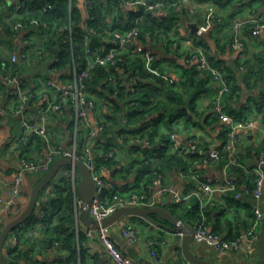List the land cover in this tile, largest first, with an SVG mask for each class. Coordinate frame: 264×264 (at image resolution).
Segmentation results:
<instances>
[{"label":"crops","instance_id":"1","mask_svg":"<svg viewBox=\"0 0 264 264\" xmlns=\"http://www.w3.org/2000/svg\"><path fill=\"white\" fill-rule=\"evenodd\" d=\"M26 1L0 0V35L4 41H11V46L5 45V43L0 44V57L7 59L4 63L9 61L11 65L18 68L15 76H12L10 70L2 69L0 72L1 195L6 194L22 158L44 162L49 157V149L44 140L32 133H24L21 125L22 119L37 117V103L40 101L29 103L20 114H17L15 110L16 101L12 96L14 85H10L6 78H15L31 92L41 88L46 78L60 83L66 79L65 70L53 72L55 67L51 64L54 62V57L47 52L42 51V57L37 53H33L31 59L27 61L22 59V54L27 50L25 42L30 37V31H34L33 29L30 30L26 26L20 28L15 24V26L13 25L15 33L7 38L6 28L15 18L17 5L22 2L26 3ZM143 1L148 3L177 1L179 26L177 33L173 32L171 34L170 41L200 36L202 43L209 46V51H217V58L222 60L223 67L229 69L227 71L228 77L231 78L230 76H232L235 79L236 82H234L237 87L234 91L230 89L223 99L225 112L227 115L235 116L238 120L253 124V127L245 128L238 133L240 136V163L246 169L251 170L262 161L264 174V112H261L256 104L259 99L261 101L264 93V59L262 58L264 56V30L257 37H253L250 31L251 27L256 28L259 24L264 26V0ZM214 1L218 5L214 4ZM72 6L81 12L83 25L86 20L84 1L73 0ZM122 7L127 11V9L137 10L143 6L138 3L134 7H129L122 3ZM113 11L107 23H112V19H119L118 8L113 7ZM156 14L159 17L166 16L167 7ZM31 22L34 23V21ZM236 23H243L241 34L246 43L243 51H235L232 47L236 36ZM192 26H197L199 32L202 31L201 34L198 35L199 32L193 33ZM168 41L169 39L167 41L159 40L158 42L147 39L145 42H140V44L146 52L154 55L156 62H160L166 80L171 84L175 83L179 91L184 92L181 77L183 67L189 64L186 49L182 52H176L172 48V44L170 47L164 45ZM200 45L202 46V44ZM56 53H58L57 50ZM15 57L16 60H14ZM259 69L262 71V79L256 77ZM127 77L128 79L133 78L126 76L125 83ZM224 80L229 86L226 77ZM130 82L131 80H128L125 85L129 86ZM247 85L255 88L249 89ZM220 87V82L209 79L207 91L198 96L194 104L196 114L192 116V120L185 121L184 118H179L171 130L162 125V135L167 137L169 141L170 134H175L180 145H187L190 140L195 139L205 153L211 154L214 150L222 153L223 145L227 140V123L216 117L212 109L213 99ZM122 106L126 108L124 102H122ZM103 115H107V110L104 108V104L100 102L99 110L95 116L100 117ZM90 118L93 121L95 119L94 114ZM46 127L53 146L69 149L75 141L79 144V133L82 132L79 131L76 134V117L70 107H66L60 114L49 115L46 119ZM36 137L40 138L41 142L37 141ZM119 142L121 146L115 149V158L111 161L110 166L101 167L100 176L106 181H112L118 187L127 189L137 185L143 187L149 181V177L139 175L140 164L137 163L145 156L130 149L133 146L131 141L129 142L131 144H122L123 141L120 140ZM156 144L159 148L161 147L160 138L156 140ZM142 146L147 149L151 148L148 141H143ZM148 154V157H152V150ZM107 160L109 161V159ZM223 161V159L219 160L210 156L208 163L199 161L195 166L201 177L210 178L215 185H223L227 179L236 180L237 191L242 193L239 199L236 198L237 191H215L206 194L198 183L191 179L182 178L183 171L179 168L168 169L162 175L172 187V190L167 195L158 196L154 207L167 209L177 222L172 220L162 221L159 215L158 221L137 215L121 217L110 226L105 227L117 248L133 264H191L183 254V237L178 235V230H187V234H189L197 223L203 221L211 232L227 240H234L246 234L255 221L254 208L259 204L264 212V190L262 199L258 203L252 194V175L242 169L243 172L241 171V173L233 169H230L229 173H224ZM37 180L38 177L31 175L24 182L25 197L19 205L17 214L27 207L31 190ZM46 198L47 202H45ZM178 199L182 202H178ZM48 200L49 196H40L36 212L37 217L39 209L43 210L45 207L48 209ZM208 200L210 202L203 207L202 203H207ZM176 205L184 206L182 209L175 211L172 206L176 207ZM196 209L197 212L200 211L201 220L198 218L197 220L192 216ZM80 214L81 209L76 215V230L77 233L81 232L86 236V241L83 242L82 246L77 245L76 256L64 251L61 246L55 247L54 244L49 246L47 240L50 231L45 224L40 225L35 221L24 223L10 234L6 249L16 251L15 254L10 256L11 259H15L19 254H26L17 263L98 264L100 257H103V264H115L104 253V249L96 235L98 229L94 230L91 226L85 225ZM15 217H9L0 204V233L4 226ZM157 222L161 225H158ZM88 229L93 231V236L89 237L87 235L86 231ZM128 229L136 232L137 240L131 241L124 235V231ZM30 232H32V235ZM151 241L155 243L154 246L150 245ZM191 250L198 258L218 264H250L255 262L259 255L258 246L256 244L248 245L247 243H243L238 250L219 252L206 243H196L193 240ZM151 251L157 253V261L153 260Z\"/></svg>","mask_w":264,"mask_h":264},{"label":"built area","instance_id":"2","mask_svg":"<svg viewBox=\"0 0 264 264\" xmlns=\"http://www.w3.org/2000/svg\"><path fill=\"white\" fill-rule=\"evenodd\" d=\"M69 1V16L72 14V1ZM86 9V20L82 25L85 28V33L81 35L82 47L84 49V61L79 64L75 61L73 62L70 69L65 73V81L60 83L50 78H46L41 88L34 90L33 92L28 91L22 86L15 78L8 77L7 82L14 85L12 90V96L15 99V110L17 114H20L23 109L31 102L37 103L38 114L36 118H24L22 119V129L24 133H32L36 136L41 137L47 148L49 149L48 160L44 162L31 161L28 158H22L18 165V168L14 174L13 179L7 188L6 194H0V204L2 205L4 211L9 217L18 216L19 205L21 204L24 195V182L28 176L43 177L51 169L52 164L60 158H72L76 161L83 162L90 170L94 181L96 182L97 192L89 205L90 217L98 222L108 218L113 215L116 211L127 207H140V208H151L157 203V197L167 195L171 192L172 187L167 183L166 179L162 174H156L152 183L146 188H122L118 187L112 181H106L100 176V170L98 168L97 159L95 155V147L98 146L97 139L99 135L105 133L108 123L106 122L105 116L97 117L95 116L99 110V103L96 99L91 96L87 90V81L91 80L92 75L97 67L103 68H115L118 63L122 60V56H129L134 59L137 56L143 58L146 65L147 71L151 72V67L155 62V57L149 52H146L141 46L139 39V32L137 29H128L124 31H111L112 23H107L108 26L106 35L107 37H102L98 35L89 22L94 20L92 12L95 7V0H83ZM123 4L129 7H134L135 4H140L145 8L146 12L157 13L166 8L164 1L148 3L143 0H120ZM188 0H186L187 2ZM43 4L40 7V13L46 14L55 9L56 0H42ZM27 6L26 3L22 2L18 4L17 11L24 9ZM20 28L23 25L17 24ZM34 34H30L29 39H27L26 46L27 50L22 54V59L27 61L31 59L33 53L39 54L42 57V51H35L32 47L35 40H48L51 37L56 39H61L63 43L69 45L71 50L77 48V44L74 41L76 32L72 23L68 25L56 27L51 26L47 22H34ZM208 26V25H207ZM206 26V27H207ZM40 28L37 31V28ZM243 23H236V36L233 41V49L235 51H243L246 47V43L241 34ZM264 26L257 25L253 30L252 36L257 37L263 32ZM202 32V31H201ZM201 32L198 33L201 34ZM98 35L101 38L100 42H104L105 45L108 44L106 50L101 48L93 49L92 41L93 36ZM150 39L149 36H146ZM200 36L176 39L173 41L172 48L176 52H182L186 49L187 62L195 66L199 76H207L208 79L221 83V87L216 93L213 102L212 109L216 117L221 121L227 123V140L223 145V152L214 150L211 152L210 156L216 159H223V170L224 173H229L232 167H238L250 175L255 176L253 181L254 187L252 188V194L256 201L259 203L263 196L264 190V174H263V162L261 161L257 167L251 170L246 169L240 163L239 155V131L253 127L252 123H246L242 120H238L233 115H227L224 109V97L230 91V87L226 83L225 70L224 67L214 65L211 62L212 58H217L212 51L204 49L200 44ZM16 60V57L14 58ZM58 70L54 68L53 72ZM152 72H154L152 70ZM126 76L121 74L117 75L111 73L107 79V87L116 86L120 80ZM129 90L132 93L135 92V80L130 79ZM66 107H70L76 117V134L80 131L83 132L84 138H82V143L80 147L74 142V145L69 149H63L61 146H53L51 144V139L48 134V129L46 127V119L51 114H60L64 111ZM107 104H104V108L107 110ZM94 114V120L91 121V115ZM118 140L124 141L126 137L123 135L118 136ZM139 143L138 137L133 138V143ZM169 151L172 154L183 157L189 160L191 156H197L198 158L191 161L193 166L189 169L188 173H182V178H187L195 181L201 187V189L206 194H211L215 191L236 192L238 185L236 180L227 179L223 185H215L210 178H203L197 172L196 166L197 162L202 161L203 163H208L209 158H206V153L203 148L200 147L197 140L192 139L187 145H180L176 139L175 134H170ZM99 149H102L101 147ZM115 157V153L110 152L109 158ZM101 169V168H100ZM65 180L66 182L72 183L73 186H78L80 182V175L78 170L74 166H65L59 170L56 178L45 188V196L51 193L53 189V184L57 181ZM242 193L236 192V198H240ZM178 202H182L180 199ZM47 202V198L45 199ZM203 202V201H202ZM207 203H202L207 205ZM75 205L77 208L82 209L84 207V201L81 197L77 195L75 197ZM17 214V215H16ZM255 221L251 229L243 236L237 237L234 240H227L223 237L211 232L203 221L196 224L195 227L191 229L193 235V240L196 243H206L209 246L215 248L219 252H226L228 250H238L243 243L248 245L256 244L258 246L260 231L264 225V212L261 210L258 204L254 208ZM15 217V218H16ZM45 217L43 210L38 211V223L42 225V220ZM97 238L101 243L104 253L109 259L115 264H133V262L126 257L121 250L117 248L115 243L112 241L107 228H99L96 231ZM89 237L93 236V231L88 229L86 231ZM32 235V232H30ZM187 234V230H178V235L184 237ZM124 235L131 241L137 240V234L133 230H125ZM154 242L151 241L150 245L154 246ZM55 247H60V242L54 243ZM151 256L153 260H158V255L156 252L151 251ZM104 258L100 257L98 264H103Z\"/></svg>","mask_w":264,"mask_h":264},{"label":"trees","instance_id":"3","mask_svg":"<svg viewBox=\"0 0 264 264\" xmlns=\"http://www.w3.org/2000/svg\"><path fill=\"white\" fill-rule=\"evenodd\" d=\"M153 3V2H151ZM27 6L16 12L15 18L11 21V24L7 26L6 33L7 38L15 33V24H20L31 29L34 23L47 22L51 26L61 27L72 23L76 36L74 38L75 43L78 45L74 50L61 39L51 37L48 40H35L33 49L37 51L47 52L49 55L54 57V62L51 64L57 70H65L66 73L72 66L73 62L81 64L84 61V49L82 47L81 35L85 33V28L82 26V15L79 10L72 6V14L69 16V1L68 0H57L55 9L49 13H40V5L43 4L42 0H27ZM120 0H95V7L92 12L94 20L89 22V25L94 27L96 33L102 37H107L106 32L108 26L106 22L111 16L113 7L118 8V18L112 19L111 31H124L128 29H137L139 32V39L142 42L147 40L146 36H149L151 41H167L164 45L170 47L173 44L171 42V34L177 33L179 26V13L177 12L178 2H166L167 14L166 16H157L156 13L146 12L145 8H139L137 10H124L121 8ZM214 4L218 3L214 1ZM166 9V8H165ZM14 25V26H13ZM255 28L251 27L250 31L253 32ZM40 28H37L39 31ZM36 31V30H35ZM35 31H30V34H34ZM95 35L93 36L92 48H101L106 50L108 44L100 42L101 38ZM167 39V40H166ZM201 39V38H200ZM199 39V40H200ZM171 42V43H170ZM11 46V41H4L0 35V44ZM199 44H202L203 48L209 50L207 44H203L200 40ZM56 50L58 53H56ZM220 50V49H219ZM222 52V51H221ZM264 59V56L262 57ZM0 57V72L2 69L10 70L12 76H15L17 67L10 64L9 61H4ZM211 62L219 67L223 66L222 60L218 58H212ZM152 70L154 72H152ZM225 77L229 83L231 91H234L237 87L235 79L228 77L227 71L229 70L224 66ZM121 74L123 76L133 77L135 82V92L132 93L129 90V86L125 85V78L119 81L116 86L107 87L106 79L111 74ZM256 77L262 79V71L259 69L256 73ZM235 81V82H234ZM209 79L207 76H199L195 66L187 64L183 67L181 85L184 92H180L175 83H169L165 78L164 70L160 67V62H154L151 67V72L147 71L146 65L143 58L140 56L131 59L129 56H122V60L118 63L115 68H103L97 67L92 75L91 80L87 81V90L96 101L107 104L108 113L105 116L106 122L108 123L105 133L99 135L97 139L98 146L95 147V155L97 159L98 168L102 166H110L113 158H109L110 152L115 153V149H118L120 142L118 136L123 135L126 140L122 144H131L130 147L136 153H142L144 159L138 161L140 164L139 175L141 177H149V181L141 189H146L153 181L156 174H163L168 169L179 168L183 173L189 171L193 164L191 161L197 159V156H191L189 160L183 157L172 154L169 151V141L167 137L161 133V126L165 125L169 130L173 128V125L179 118L185 119V121H191L192 116L196 113L194 111V104L197 97L207 91ZM248 86V85H247ZM181 87V86H180ZM181 87V88H182ZM249 89L255 87L248 86ZM128 88V90H127ZM122 102L125 103L126 108H123ZM261 110L264 112V93L262 94L261 101L256 103ZM81 141L79 140L78 146L82 143L84 138L83 132L79 133ZM138 137L139 143H133V138ZM160 138L161 147L159 148L156 144V140ZM37 141L41 140L37 138ZM143 141H148L151 148L147 149L142 146ZM41 142V141H40ZM102 149H99V148ZM152 150V157H148V153ZM109 159V161L107 160ZM194 162V161H193ZM67 167V166H66ZM237 170L241 173V169L232 167L231 170ZM243 172V171H242ZM188 173V172H187ZM43 177H39L36 184ZM140 177L138 178V180ZM252 181L255 180V176H251ZM35 184V185H36ZM34 185V186H35ZM251 187V186H250ZM254 187V185L252 186ZM251 187V188H252ZM45 195V190L40 196ZM77 195V187L73 186L72 183L66 182L65 180L57 181L53 184V189L48 200V209H43L45 217L42 223L45 224L46 228L50 231L49 239L47 240L49 246H52L55 242L61 243V248L64 251H68L73 256H76L77 245L83 244L86 241V236L76 230V215L79 212V208L75 205V197ZM184 205H180L175 208V211L182 209ZM51 209V210H50ZM37 212V211H36ZM36 212L31 216L28 222L38 221ZM200 212V211H199ZM199 212L192 215L194 218L201 220ZM20 214V213H19ZM200 218H199V217ZM192 217V218H193ZM150 219L158 221V215H151ZM197 219V220H198ZM199 220V221H200ZM19 228V227H18ZM17 228V229H18ZM15 229L14 231H16ZM6 249V247H5ZM82 249V247H81ZM7 258L11 263H17L22 256L26 254H19L15 259H11V255L15 252L6 249Z\"/></svg>","mask_w":264,"mask_h":264},{"label":"water","instance_id":"4","mask_svg":"<svg viewBox=\"0 0 264 264\" xmlns=\"http://www.w3.org/2000/svg\"><path fill=\"white\" fill-rule=\"evenodd\" d=\"M191 29L193 33L199 32V28L197 26H192ZM213 53L215 56L218 55L217 51L215 50ZM206 157H210V153H206ZM65 166H74L79 172L80 182L77 186V192L85 204L84 207L81 209L80 216L82 222L87 226H91L94 230H97L101 227H108L121 217L128 215H137L147 219H150L151 215H159L162 221L172 220L174 222H177V220L173 218L171 213L163 207H127L119 209L113 215L102 220L101 222L92 220L90 218L89 205L96 195L97 186L90 170L81 161H76L72 158H60L52 164L49 172L44 175L43 178L32 188L27 207L16 218L7 223L2 229L0 233V264H19L11 263L7 258V252L5 247L8 242L9 236L15 229L26 223L31 218V216L37 211L38 201L41 193L56 178L57 174L59 173V170ZM157 224L161 225V223L159 222H157ZM192 241V233H189L183 237L182 249L187 261H189L191 264H218L198 258L191 250ZM258 251V258L255 262L250 264H264V225L259 235Z\"/></svg>","mask_w":264,"mask_h":264},{"label":"rangeland","instance_id":"5","mask_svg":"<svg viewBox=\"0 0 264 264\" xmlns=\"http://www.w3.org/2000/svg\"><path fill=\"white\" fill-rule=\"evenodd\" d=\"M79 140L81 141V137H79Z\"/></svg>","mask_w":264,"mask_h":264}]
</instances>
